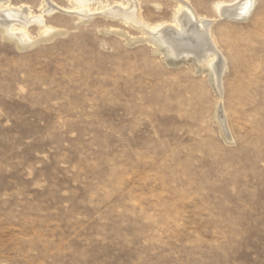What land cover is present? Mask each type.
Masks as SVG:
<instances>
[{"label":"rangeland","instance_id":"1","mask_svg":"<svg viewBox=\"0 0 264 264\" xmlns=\"http://www.w3.org/2000/svg\"><path fill=\"white\" fill-rule=\"evenodd\" d=\"M140 1L152 23L177 10ZM189 1L216 18L223 95L121 20L55 13L31 46L0 30V264H264V0L244 20Z\"/></svg>","mask_w":264,"mask_h":264},{"label":"bare ground","instance_id":"2","mask_svg":"<svg viewBox=\"0 0 264 264\" xmlns=\"http://www.w3.org/2000/svg\"><path fill=\"white\" fill-rule=\"evenodd\" d=\"M177 10L171 21L150 22L145 19L140 0L127 3L104 4L101 0H77L76 4L65 8L57 0H42L43 11L35 16L27 3L15 4L14 0H0V30L11 41L22 46H31L37 38L30 33L31 26L42 29L43 37L55 33L46 24V16L60 13L77 21H90L97 15L108 19L121 20L126 24L141 28L155 41L161 43L168 56L175 60L192 59L198 65L209 67L213 81L223 95V74L227 69V58L218 46L212 32L216 18L200 14L189 0H175ZM257 0L224 1L215 5L218 17L244 20L253 11ZM95 5H99L95 7ZM45 35V36H44ZM95 43H93V46ZM217 118L224 135L232 140L225 118L222 101L218 104Z\"/></svg>","mask_w":264,"mask_h":264}]
</instances>
